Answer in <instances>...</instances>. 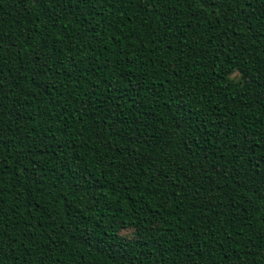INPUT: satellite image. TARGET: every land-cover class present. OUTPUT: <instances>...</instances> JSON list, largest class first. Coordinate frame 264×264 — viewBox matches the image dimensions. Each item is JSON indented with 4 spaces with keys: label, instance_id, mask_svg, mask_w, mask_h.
Here are the masks:
<instances>
[{
    "label": "trees",
    "instance_id": "1",
    "mask_svg": "<svg viewBox=\"0 0 264 264\" xmlns=\"http://www.w3.org/2000/svg\"><path fill=\"white\" fill-rule=\"evenodd\" d=\"M0 264H264V0H0Z\"/></svg>",
    "mask_w": 264,
    "mask_h": 264
}]
</instances>
